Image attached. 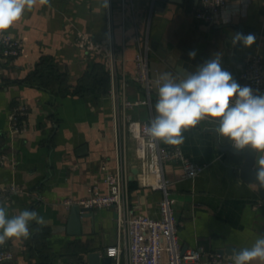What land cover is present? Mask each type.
<instances>
[{"label": "crops", "instance_id": "obj_1", "mask_svg": "<svg viewBox=\"0 0 264 264\" xmlns=\"http://www.w3.org/2000/svg\"><path fill=\"white\" fill-rule=\"evenodd\" d=\"M226 1L218 21L208 26L194 18L198 0H109L107 7L104 0H50L48 5L37 3L26 11L8 31L21 40V51L17 56L0 54V146L16 161L14 166L0 165V186L15 183L30 193L13 195L0 204L7 207L10 216L34 210L44 217L45 224L32 222L30 238L8 240L2 245L12 258L0 264L88 261L89 252L102 253L115 242L114 209L93 210V215L82 218L81 232L70 234V209L62 205L65 198L86 196L91 183L104 188L98 167L103 160L113 164L116 129L112 101L108 90L96 101L80 94H61L57 74L65 73L70 85L76 84L93 63H99L108 74L110 39L119 59L118 90L126 79L129 100L146 98L145 90L132 77L134 54L147 41L148 59L162 72L178 75L171 56L195 60L200 66L221 53L222 68L241 85L243 60L258 53L264 61V0ZM236 33L254 34L256 41L250 47L233 45ZM79 34L96 40L100 50L80 47ZM160 45L167 49L164 56L157 52ZM193 50L196 56L190 58ZM42 58L53 72L46 68L40 75L35 73ZM151 98L152 107L133 105L128 109L130 116L148 119L155 115L157 94ZM21 104L27 107V128L10 135L9 115ZM217 143L231 145L217 137L213 124L201 122L184 132V143L179 146L189 159L203 165V170L195 177L182 178L178 163L165 166V174L172 179L177 235L184 250L202 246L217 251L227 244L250 247L264 235V209L254 207L262 200L256 186L241 179V157L221 150ZM84 144L86 152L79 154ZM128 160L133 208L138 214L157 216L160 192L140 185L132 149Z\"/></svg>", "mask_w": 264, "mask_h": 264}, {"label": "built area", "instance_id": "obj_2", "mask_svg": "<svg viewBox=\"0 0 264 264\" xmlns=\"http://www.w3.org/2000/svg\"><path fill=\"white\" fill-rule=\"evenodd\" d=\"M109 0H107V3ZM227 5L226 0H198L194 9V18L208 26L213 25ZM78 45L86 51H99L100 44L88 35H80ZM150 46L146 41L143 47L136 51L133 57L135 73L132 79L146 92V98L129 100L125 94L127 80H122L118 90L116 84L118 57L113 51L109 39L107 45V66L110 77L108 89L114 114L112 116L116 129L113 144V164L108 160L99 164V172L104 188L97 183L87 187V195L81 198H65L62 205L70 209L73 205L92 210L112 208L116 213V238L113 244L107 245L100 254L110 258L108 264H234L233 256L202 246L183 250L177 235L178 221L176 219L171 197L170 185L172 179L165 174V166L178 163L181 167V177L197 176L203 165L189 159L179 145L171 146L158 142L152 147L147 137V126L155 116L148 119H133L128 109L133 105H148L152 107V94H157V78L161 69L152 63L147 56ZM21 51V40L8 32L0 36V54L17 56ZM241 86H249L254 94H264V61L260 54H249L240 65ZM119 112V113H118ZM26 105L13 108L8 119V132L15 135L26 130ZM130 141L133 146H130ZM132 149L138 161L139 183L143 187L159 191L157 216L138 214L132 205V195L129 188L128 152ZM16 159L10 156L0 146V165H15ZM27 193L21 185L10 183L0 186V202L10 201L16 194ZM262 206L264 200L254 203V207ZM12 258V253L0 246V263ZM70 264H90L79 259ZM100 264V263H99Z\"/></svg>", "mask_w": 264, "mask_h": 264}, {"label": "clouds", "instance_id": "obj_3", "mask_svg": "<svg viewBox=\"0 0 264 264\" xmlns=\"http://www.w3.org/2000/svg\"><path fill=\"white\" fill-rule=\"evenodd\" d=\"M48 5L50 0H0V36L19 22L26 11L36 4ZM107 7V0H104ZM254 34L236 33L232 43L252 46ZM195 58L196 52H189ZM221 53L205 61L194 72L173 76L163 72L157 78L155 116L147 126V137L152 147L158 142L176 146L184 143V132L201 122L215 126L218 138H223L239 151L255 156L253 183L264 189V94H254L249 86H241L232 74L222 68ZM45 224L36 211L23 210L9 215L0 204V246L8 240L28 239L30 224ZM234 264H264V235L250 247L233 249Z\"/></svg>", "mask_w": 264, "mask_h": 264}, {"label": "water", "instance_id": "obj_4", "mask_svg": "<svg viewBox=\"0 0 264 264\" xmlns=\"http://www.w3.org/2000/svg\"><path fill=\"white\" fill-rule=\"evenodd\" d=\"M157 49V52H159L160 55L164 56L166 53L167 49H165L162 45H160ZM165 52V53H163ZM172 58V66L174 70L178 74H183L187 75L189 72H193L197 67L199 66V63H197L195 60H187L181 57H174L171 56ZM217 146L223 151H230L234 155H238L241 157L242 161L239 166V175L241 179L244 181L254 184L253 183V165L255 163V156L253 153L245 150L244 152H239L235 150L231 145H219L217 143ZM87 145H83L78 149L79 154H84L86 152ZM132 173H136V169L132 171ZM133 177V176H131ZM256 190L259 194V197L264 200V189H260L256 184ZM93 215V210L90 208H83L79 207L77 205H73L70 208L69 212V219H68V232L70 234H79L81 232V224H82V218L89 217ZM233 249H240L232 244H227L225 245L224 248L218 249L217 251L220 253H226L228 255L232 254ZM184 250V249H183ZM88 258V263L90 264H108L110 262V258L107 256H103L100 254L98 251H91L87 255Z\"/></svg>", "mask_w": 264, "mask_h": 264}, {"label": "trees", "instance_id": "obj_5", "mask_svg": "<svg viewBox=\"0 0 264 264\" xmlns=\"http://www.w3.org/2000/svg\"><path fill=\"white\" fill-rule=\"evenodd\" d=\"M46 68H48L49 72H53L49 69L47 59L42 58L36 67L35 73L40 75ZM65 75L63 72L57 74L56 80L60 84L58 89L61 94H80L96 101L107 93L108 74L101 68L99 63H93L74 85L66 82Z\"/></svg>", "mask_w": 264, "mask_h": 264}]
</instances>
